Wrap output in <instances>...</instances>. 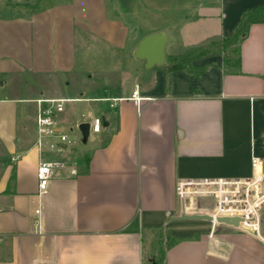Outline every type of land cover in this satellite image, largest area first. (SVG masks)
Instances as JSON below:
<instances>
[{"label": "crops", "instance_id": "1", "mask_svg": "<svg viewBox=\"0 0 264 264\" xmlns=\"http://www.w3.org/2000/svg\"><path fill=\"white\" fill-rule=\"evenodd\" d=\"M257 6L264 0L0 1V264H145L165 228L185 238L162 264H264L254 234L175 218L213 208L211 197L181 198L180 180L248 177L254 157L264 167V21L240 43L237 71L222 55L196 60L210 63L198 75L134 57L157 31L169 34L168 57L230 35ZM136 84L140 102L129 98ZM38 98L69 99L61 152L36 145ZM41 159L64 164L43 192Z\"/></svg>", "mask_w": 264, "mask_h": 264}, {"label": "built area", "instance_id": "2", "mask_svg": "<svg viewBox=\"0 0 264 264\" xmlns=\"http://www.w3.org/2000/svg\"><path fill=\"white\" fill-rule=\"evenodd\" d=\"M126 97L115 98L120 100ZM140 102L146 97L141 95L139 84H136L129 97ZM67 98H38L36 126V145L39 149L47 146L51 151L61 152L69 141V134L60 128L59 116L65 110ZM102 118L94 117L91 130L100 132ZM64 164L58 159H41L37 168L39 190L47 189L54 171ZM177 193L183 199L211 197L213 208L209 212L217 216L239 218L237 228L254 234L264 241V167L260 157L253 158V173L244 178H219L206 180H180ZM218 224L216 220L212 222ZM213 234V232H212Z\"/></svg>", "mask_w": 264, "mask_h": 264}, {"label": "trees", "instance_id": "3", "mask_svg": "<svg viewBox=\"0 0 264 264\" xmlns=\"http://www.w3.org/2000/svg\"><path fill=\"white\" fill-rule=\"evenodd\" d=\"M259 21H264L263 6L246 9L232 34L195 46L181 55L168 57L167 65H172V68H168L167 65L164 67L169 70H182L198 75L210 63L196 65L194 64L196 60L222 55L225 62L224 67L231 71H237L240 66V43L249 32L251 24ZM184 238L185 236L172 235L168 228L157 230L152 242V252L149 258L145 260V264H162L165 259L166 248L173 246Z\"/></svg>", "mask_w": 264, "mask_h": 264}, {"label": "water", "instance_id": "4", "mask_svg": "<svg viewBox=\"0 0 264 264\" xmlns=\"http://www.w3.org/2000/svg\"><path fill=\"white\" fill-rule=\"evenodd\" d=\"M169 42V34L165 31H157L144 36L138 43L134 57L144 61V67L150 69L153 67H164L168 64V55L166 52V45ZM172 68V65H167ZM80 129L83 134V141H86L90 134V123L82 122ZM176 219H194L206 220L218 223H223L231 226H239V218L231 216H217L216 219L210 213L193 212L188 213L186 210L183 214L176 216Z\"/></svg>", "mask_w": 264, "mask_h": 264}, {"label": "rangeland", "instance_id": "5", "mask_svg": "<svg viewBox=\"0 0 264 264\" xmlns=\"http://www.w3.org/2000/svg\"><path fill=\"white\" fill-rule=\"evenodd\" d=\"M0 1L8 2V3H15V4H22V3L32 4V3L36 2L37 0H0ZM224 65H225V62H224ZM28 92L32 93V87L29 86ZM98 103L101 105L102 104H104V105L108 104V102H98ZM198 222L199 223H197V227L199 228L200 231H204V232H208L211 230L217 231L220 228L225 227V224H223V223H218V224L214 225L212 222H209L206 220H199Z\"/></svg>", "mask_w": 264, "mask_h": 264}]
</instances>
